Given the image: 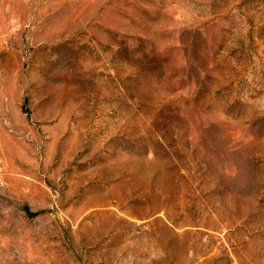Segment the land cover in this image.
I'll use <instances>...</instances> for the list:
<instances>
[{"label":"rangeland","instance_id":"1","mask_svg":"<svg viewBox=\"0 0 264 264\" xmlns=\"http://www.w3.org/2000/svg\"><path fill=\"white\" fill-rule=\"evenodd\" d=\"M0 264H264V0H0Z\"/></svg>","mask_w":264,"mask_h":264},{"label":"built area","instance_id":"2","mask_svg":"<svg viewBox=\"0 0 264 264\" xmlns=\"http://www.w3.org/2000/svg\"><path fill=\"white\" fill-rule=\"evenodd\" d=\"M3 183V166H2V162L0 160V184Z\"/></svg>","mask_w":264,"mask_h":264}]
</instances>
